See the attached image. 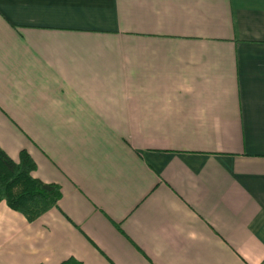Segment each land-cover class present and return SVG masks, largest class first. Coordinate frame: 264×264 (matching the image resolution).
I'll list each match as a JSON object with an SVG mask.
<instances>
[{
    "label": "crops",
    "instance_id": "1",
    "mask_svg": "<svg viewBox=\"0 0 264 264\" xmlns=\"http://www.w3.org/2000/svg\"><path fill=\"white\" fill-rule=\"evenodd\" d=\"M0 147V264H264V0H0Z\"/></svg>",
    "mask_w": 264,
    "mask_h": 264
},
{
    "label": "trees",
    "instance_id": "2",
    "mask_svg": "<svg viewBox=\"0 0 264 264\" xmlns=\"http://www.w3.org/2000/svg\"><path fill=\"white\" fill-rule=\"evenodd\" d=\"M35 169L36 163L25 149L19 152V160L14 161L0 147V202L4 201L28 221L56 207L61 197L59 185L34 177L32 173ZM59 264L82 262L69 257Z\"/></svg>",
    "mask_w": 264,
    "mask_h": 264
}]
</instances>
